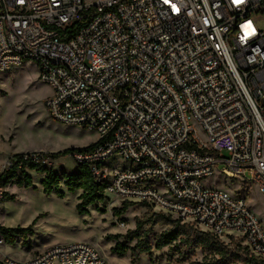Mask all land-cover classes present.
Masks as SVG:
<instances>
[{"label":"built area","instance_id":"built-area-1","mask_svg":"<svg viewBox=\"0 0 264 264\" xmlns=\"http://www.w3.org/2000/svg\"><path fill=\"white\" fill-rule=\"evenodd\" d=\"M255 19L264 0H0V73L34 62L53 90L52 118L96 133V145L72 155L107 194L240 237L264 260V226L246 194L256 187L264 203V28ZM215 174L245 193L208 186ZM0 264L108 263L81 241Z\"/></svg>","mask_w":264,"mask_h":264},{"label":"rangeland","instance_id":"rangeland-1","mask_svg":"<svg viewBox=\"0 0 264 264\" xmlns=\"http://www.w3.org/2000/svg\"><path fill=\"white\" fill-rule=\"evenodd\" d=\"M255 23L264 28V19ZM52 88L39 79V71L34 62L27 61L24 66L10 72L0 73V169L11 155L18 152L43 151L62 152L71 148H84L94 144L97 135L83 126L66 124L52 118L45 105V99L52 95ZM200 137L206 138L199 124H194ZM122 160V159H120ZM53 172L73 173L77 162L70 153L60 155L52 162ZM220 168V167H219ZM33 185L29 188L9 185L6 188L7 198L0 201V224L9 228L30 227L26 238L18 237L14 244L5 241L0 250L6 257L23 261L38 254L54 244H66L88 241L95 245L106 258L108 264H189L167 260L168 247L153 250V256L143 254L136 263L132 262L129 251L123 256L113 254L111 248L116 240H108L109 235L121 234L119 241L129 229H135L139 221H146L144 229H150V238L168 228V225L154 223V215L162 213L150 206L134 204L121 216L114 215V208H120L123 200L112 194H106L103 202L88 207V213L80 215L77 205L81 191H67L63 181L60 189L65 192L60 197L55 192L47 194L41 180L43 174L31 172ZM208 186L225 188L231 194L244 192L241 185L227 181L215 174L206 180ZM254 213L264 226V203L256 187L246 191ZM12 196L13 199H9ZM169 215V214H166ZM173 219L176 216L171 215ZM188 223V222H187ZM194 229L201 228L188 223ZM0 237L3 236L0 234ZM230 249V264H246L245 255L234 251V243L242 238L236 236L219 237ZM4 239V238H3ZM5 240V239H4ZM135 242L131 243L133 246ZM243 244V243H242ZM191 261H201L211 256L210 250L195 243L183 249ZM177 257V255H176ZM157 260V261H155Z\"/></svg>","mask_w":264,"mask_h":264},{"label":"trees","instance_id":"trees-1","mask_svg":"<svg viewBox=\"0 0 264 264\" xmlns=\"http://www.w3.org/2000/svg\"><path fill=\"white\" fill-rule=\"evenodd\" d=\"M96 143L84 148H71L62 152L48 153L45 157L50 156L55 158L67 153L72 154L75 151H82L93 147ZM14 159L12 167L0 172V188H7L13 184L19 187L29 188L33 185L31 172L43 174L41 180L43 190L47 194L55 192L60 197L65 195V192L60 189L61 182L67 191L75 193L81 191L79 196L80 202L77 205V210L80 215L88 213V207L103 202L106 198V187L103 184L97 183L89 167L86 164L77 163V169L73 173L63 172L61 175L54 173L52 167H48L42 161H36L33 158H24V153H15L11 157ZM6 195L8 193L6 192ZM9 199H13L12 196ZM138 204L146 206V203H136L133 201H123L120 208H114V215L121 216L130 206ZM146 221H139L135 229H129L124 241H119L121 234L109 235L108 240H116L115 245L111 248L113 254L119 256L125 255L127 252L132 253V262L136 263L140 260L143 254L153 256L152 251L162 250L168 247L167 260L177 263L189 262V264H230L228 259L230 249L228 245L220 240V238L211 232L194 229L188 223H183L180 219H173L171 215L165 213H157L154 215V223L168 225V228L150 238V229H144ZM30 227L9 228L0 224V234L9 244H14L18 237L26 238ZM135 242L133 246L131 243ZM195 243L201 247H206L210 250L211 256H205L201 261H191L189 255L183 250L184 247ZM234 251L238 254L245 255L246 264H264V260L252 255L248 248L240 241L234 243ZM177 255V257H176ZM157 261V260H155Z\"/></svg>","mask_w":264,"mask_h":264},{"label":"crops","instance_id":"crops-1","mask_svg":"<svg viewBox=\"0 0 264 264\" xmlns=\"http://www.w3.org/2000/svg\"><path fill=\"white\" fill-rule=\"evenodd\" d=\"M27 151H30V150H27ZM26 152V151H25ZM6 254L3 253L1 250H0V259H2Z\"/></svg>","mask_w":264,"mask_h":264},{"label":"snow or ice","instance_id":"snow-or-ice-1","mask_svg":"<svg viewBox=\"0 0 264 264\" xmlns=\"http://www.w3.org/2000/svg\"><path fill=\"white\" fill-rule=\"evenodd\" d=\"M166 2H167V0H166ZM236 2H237V3H240V2H242V0H236Z\"/></svg>","mask_w":264,"mask_h":264}]
</instances>
